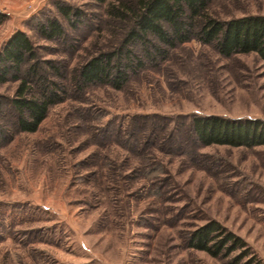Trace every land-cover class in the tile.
Masks as SVG:
<instances>
[{
    "label": "rangeland",
    "instance_id": "rangeland-1",
    "mask_svg": "<svg viewBox=\"0 0 264 264\" xmlns=\"http://www.w3.org/2000/svg\"><path fill=\"white\" fill-rule=\"evenodd\" d=\"M56 1L82 16L70 22ZM111 1L0 0V49L24 31L40 69L64 89L38 129L21 132L18 81L0 83V264H226L187 246L209 220L264 264V145L204 146L189 127L193 115L264 120V62L191 39L144 59L121 89L78 84L81 64L125 35L127 24L106 11ZM208 12L264 14V0H209ZM45 17L59 21L61 40L40 34Z\"/></svg>",
    "mask_w": 264,
    "mask_h": 264
},
{
    "label": "trees",
    "instance_id": "trees-1",
    "mask_svg": "<svg viewBox=\"0 0 264 264\" xmlns=\"http://www.w3.org/2000/svg\"><path fill=\"white\" fill-rule=\"evenodd\" d=\"M208 5L209 0L108 2L106 11L110 19L116 24H127L125 35L111 50L99 51L85 60L76 71V82L121 89L143 67L144 59L150 62L165 59L170 49L191 39L211 45L227 58L255 53L264 62V14L222 19L211 15ZM55 6L70 22L72 17L78 18L83 14L60 1H56ZM5 18L6 14L0 11V24ZM37 24L44 38L61 40L64 36L61 24L54 17H45ZM134 43L140 45L141 53L133 50ZM8 79L18 81L11 98L18 130L36 131L50 107L62 100L60 92L64 89L40 69L34 47L21 30L12 34L0 49V83ZM189 127L194 140L204 146L264 145L263 119L193 115ZM186 243L188 247L226 259V264H261L245 240L215 220L189 231Z\"/></svg>",
    "mask_w": 264,
    "mask_h": 264
}]
</instances>
